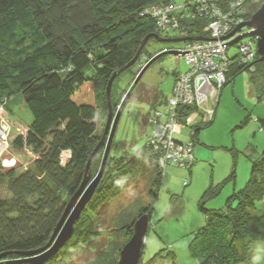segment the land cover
<instances>
[{
    "label": "trees",
    "instance_id": "1",
    "mask_svg": "<svg viewBox=\"0 0 264 264\" xmlns=\"http://www.w3.org/2000/svg\"><path fill=\"white\" fill-rule=\"evenodd\" d=\"M222 1L225 2L220 3L219 10L232 12L233 18L244 23L264 3V0ZM197 2L199 0H188L177 5L175 0H0V102L7 107L14 96H23L32 122L14 142L19 149L27 145L35 156L26 168H0V255L6 253L3 259L16 260L24 253L44 247L50 240L66 208L62 193L72 197L77 192L87 175L88 159L101 139L97 134L98 120L101 111L105 116L108 114L106 87L111 76L135 57L146 36L157 31L160 17L152 14L151 7L180 6L182 11L174 15L172 25L179 34L175 38L181 36L182 30L208 36L207 27L212 17L199 13L195 8ZM190 10L191 17L187 16ZM246 39L252 42L254 59L246 63L239 51L241 43H230L226 51V81L222 87L253 65L255 73L250 71L251 82L258 99L264 100L263 64L258 60L257 42L254 35ZM231 46H237L238 52L229 56ZM186 65L188 69L175 73V79L190 70L187 62ZM219 95L218 92L217 97ZM172 96L173 90L170 98ZM158 97L152 89L144 94V100L152 109L144 116V121L152 125V135L155 122L165 124L174 111L181 121L196 113L202 116L196 106H174L170 98L165 100L166 108L159 110ZM214 116L209 122L202 123L200 119L201 124L198 122L188 128L187 142L192 149L200 129L210 125ZM152 135L137 155L131 159L119 158L128 159L122 161L126 167L110 184L97 186L87 207L89 210L83 211L74 224V234L64 251L45 264H62L70 249L78 246L79 236H83L86 229L96 227L87 212L111 192L122 191L121 185L115 186L118 177L130 173L138 163L137 158L144 156L145 148L152 156L149 180L157 174L153 185L160 184L161 170L165 166L160 164L158 153L148 146ZM150 194L157 197L153 188ZM263 196L264 153L260 160L253 162L251 179L243 191L229 197L222 209H204L205 225L189 246L197 264L245 263L254 242L264 239V211L257 213L254 203ZM152 212V206L147 207L146 213L151 215ZM137 219L131 218L127 223V235L133 233ZM128 240V237L124 239L122 247ZM240 244L244 245L241 251ZM159 257L160 254L152 260ZM139 264H143L142 260Z\"/></svg>",
    "mask_w": 264,
    "mask_h": 264
},
{
    "label": "rangeland",
    "instance_id": "2",
    "mask_svg": "<svg viewBox=\"0 0 264 264\" xmlns=\"http://www.w3.org/2000/svg\"><path fill=\"white\" fill-rule=\"evenodd\" d=\"M187 1L175 0V3L181 5ZM221 2L225 1L209 0L207 5L203 4V6L198 2L195 4V8L199 9L197 11L202 15H208L213 8L220 9ZM161 8L165 11L168 10L162 14L166 18L169 17L168 20L164 17L162 25L157 23V31L150 34L152 36L148 38L137 59L120 73L112 84L108 106L111 107L114 115L122 107L124 99L128 100L117 124L110 149L111 153L109 152L111 158L108 156L106 160L98 186L110 184L112 178L126 167L122 161L128 159L120 160L119 158L131 159L134 154L137 155V151L145 147L148 137L152 135V125L145 124L146 121H144V116L151 113L152 110L144 100L147 89L157 92L159 96L157 99L158 108L164 110L166 108L165 100L170 98L176 85L175 73H183L188 69L183 59L188 55L184 50V41H174V39L185 38L188 43L197 42V44L210 40L205 35L202 37L198 33H190L185 30L181 31L180 37L175 38L179 34L174 29L175 26L172 28L176 19L174 15L181 13L182 9L180 6H163ZM187 13V16L191 17V10ZM224 14L233 18L230 11ZM157 16L161 17L160 14ZM153 20H158V18H153ZM234 20L236 19L234 18ZM243 23L233 25L232 28L230 25L226 28L223 36L224 38L234 36L230 43L237 40V43H241V50L250 51L253 49L250 46L252 42L246 38L252 36H247V34L254 30L247 26L238 29ZM208 34H210L209 31ZM239 37H241L240 40ZM157 38L169 41H160ZM167 51H176L177 55H163ZM237 52V46H231L228 55L231 56ZM144 67L146 70L130 96L127 97L128 90ZM250 71L255 73L253 65L250 66V70L238 74L232 83L226 84L219 91L220 95L217 97L218 103L213 122L200 129L192 149L194 157L190 167L165 165L164 170L160 169L163 171L160 184L153 185L157 174L152 177V181L149 180L152 156L146 151V148L142 150L144 156L137 158L139 159L138 163L129 170L130 173L121 174L118 177L115 186L121 185L122 191L119 194L111 192L110 196L104 197L100 204H94L92 209L90 208L91 211L87 212L90 219L95 221L96 227L86 229L84 235L79 236L78 246L70 249V253L66 257L64 256L65 261L62 264L118 263L119 249H121L124 239L130 238L133 234L127 235L125 229L127 223L131 218L136 219L142 215L148 217V229L140 259L143 264H197L190 253L189 246L195 234L205 225L204 209H222L229 197L243 191L251 179L253 162L260 160L264 153V100H259L257 97L256 88L251 82L253 74ZM210 103L211 105L206 103L202 106V108L211 107L206 109L207 112L213 110V103ZM99 118L97 134L102 137L107 115L105 116V113L101 111ZM201 118L202 116L198 114L186 118L185 121L178 119L175 124L176 133L172 134V138L178 139L181 144H186L188 128L198 122L201 124ZM31 122L32 114L22 95H16L10 99L7 107L0 102L1 170L26 168L34 160L35 156L27 145L19 149L14 142L19 134L28 130ZM3 133L7 134V137H2ZM148 141H150L149 148L156 151L153 139L150 138ZM105 147L106 145L101 146L94 156V162L91 160L89 163L86 175L90 181L88 187L101 169ZM172 149L176 151L175 148ZM64 156L63 160H65ZM147 162L149 163L147 164ZM91 163H93V167H91ZM233 172L234 178H231ZM151 188L155 189L157 197L150 194ZM3 192L5 191L3 190ZM62 196L67 205L71 197L64 192ZM93 198L94 195L87 203L84 212L89 210L87 207ZM105 201L107 202L105 203ZM254 203L257 213L264 211V196L256 199ZM149 206L153 208L151 215L146 213ZM65 246L59 252L64 251ZM243 246L239 245L240 251ZM159 254L161 257L156 261L152 260ZM36 255L39 254H34V256ZM32 256L23 254L16 260L28 259ZM246 257L247 260L244 264H264V239L255 241ZM2 261L6 260L2 259Z\"/></svg>",
    "mask_w": 264,
    "mask_h": 264
},
{
    "label": "built area",
    "instance_id": "3",
    "mask_svg": "<svg viewBox=\"0 0 264 264\" xmlns=\"http://www.w3.org/2000/svg\"><path fill=\"white\" fill-rule=\"evenodd\" d=\"M207 1L209 0H199V4L202 6L203 4L207 5ZM151 10L155 16L160 14L159 24L162 25L164 22L162 18L164 19L165 17L162 14L168 10L165 11L161 7L155 6L151 7ZM207 16L212 17V21L207 27L211 34L207 36L210 40L199 44L197 42L184 44V50L188 53L184 58L190 66V70L176 79L173 96L170 98V104L174 106L178 104L196 106L201 110L202 123L209 122L215 113L214 108L207 112L206 109L211 107L202 108V106L206 103L211 105L210 102L214 106L218 92L225 81L224 73L228 62L226 60V51L234 36L224 38L223 34L226 32L227 27L231 25L232 28L233 25L236 26L241 22L239 19L234 20V18L228 17L217 8H213ZM168 18L165 17L166 20ZM255 38L257 40V36ZM250 46L253 47L252 44ZM241 47L239 48L241 57L246 60V63L251 62L255 55L254 47L250 51L241 50ZM175 114L174 111L165 124H156L155 122L152 139L156 152L160 156V164L162 166L174 164L188 168L193 162L192 147L191 143L181 144L172 138V134L176 133L175 124L178 120ZM192 115H197V113ZM192 115H189L187 119ZM2 137H7V134L3 133ZM172 148H175L176 151H173Z\"/></svg>",
    "mask_w": 264,
    "mask_h": 264
},
{
    "label": "water",
    "instance_id": "4",
    "mask_svg": "<svg viewBox=\"0 0 264 264\" xmlns=\"http://www.w3.org/2000/svg\"><path fill=\"white\" fill-rule=\"evenodd\" d=\"M245 26L252 27L254 30V32L247 34V36L248 35L257 36L256 51L259 56L258 60L262 62L263 64V76H264V3L256 11V13L253 14L251 19L247 21L246 23H243L242 25H240L238 29H241ZM151 36L152 35H148L142 41L141 46L138 49L134 59L130 61L127 65H125L124 67H122L121 69L113 73V75L111 76L108 82V85L106 87V96L108 99V105L110 103L111 88H112V84L114 80L120 73H122L131 63H133L137 59L140 52L142 51V48L147 42L148 38ZM157 39L160 41L162 40L169 41V40L160 39V38H157ZM240 39L241 37H239V40ZM179 40H185V38L174 39V41H179ZM236 41L231 42V44L234 42L236 43ZM166 54L177 55L176 51H167L163 53V55H166ZM145 70H146V67H144L143 71H141L138 77H136L134 83L132 84V86L128 90V93L126 94L127 97L130 96L132 90L137 85L139 79L141 78ZM127 100L125 101L124 99L122 103V107H120V109L116 112L115 115L111 107H108L107 121H106L103 136L101 137L99 143L97 144L93 153L89 157L86 170H88L89 163L92 160V158L96 155L99 148L103 145H106L101 169L99 170L98 174L94 178L93 182L89 185V187H88V184L90 183V181L87 177H85V179L83 180L77 192L71 197V200L66 205L65 211L62 214V217L60 221L58 222L57 226L55 227L48 244L37 250L24 253V255H33L31 258H28V259L2 261V259L6 256V253L1 254L0 264H23V263L45 264L49 259L55 256L63 246L66 245L67 241L71 239V237L74 234V224L80 218L87 203L90 201L91 197L94 195V192L98 186L100 179L102 178V172L105 167L106 160L108 159V156H109V152L111 149L113 138L115 136L117 124L119 122L121 112ZM147 229H148V217L147 215H142L134 223L132 236L129 238L127 243L121 248L120 259L117 264H139V261L142 256L143 246L145 243V236L147 233ZM52 243H54L53 246H51ZM36 253L39 255L34 256V254Z\"/></svg>",
    "mask_w": 264,
    "mask_h": 264
},
{
    "label": "crops",
    "instance_id": "5",
    "mask_svg": "<svg viewBox=\"0 0 264 264\" xmlns=\"http://www.w3.org/2000/svg\"><path fill=\"white\" fill-rule=\"evenodd\" d=\"M179 139L181 140L182 138H179ZM188 139H189V138H188ZM188 139H187V140H188Z\"/></svg>",
    "mask_w": 264,
    "mask_h": 264
}]
</instances>
